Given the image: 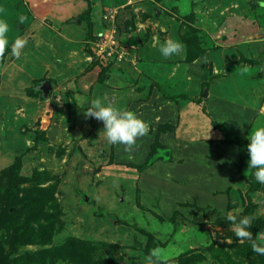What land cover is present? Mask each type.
I'll use <instances>...</instances> for the list:
<instances>
[{
  "label": "rangeland",
  "instance_id": "rangeland-1",
  "mask_svg": "<svg viewBox=\"0 0 264 264\" xmlns=\"http://www.w3.org/2000/svg\"><path fill=\"white\" fill-rule=\"evenodd\" d=\"M0 9L10 43L28 41L21 57L0 56V264H147L157 245L168 264H264L225 218L250 215L264 235V184L247 149L264 126L260 0ZM168 38L181 54H160ZM104 93L149 124L131 151L108 144L75 100Z\"/></svg>",
  "mask_w": 264,
  "mask_h": 264
},
{
  "label": "clouds",
  "instance_id": "clouds-1",
  "mask_svg": "<svg viewBox=\"0 0 264 264\" xmlns=\"http://www.w3.org/2000/svg\"><path fill=\"white\" fill-rule=\"evenodd\" d=\"M260 3L264 5V0H260ZM2 11L3 9H0V12ZM25 19V15L19 16L20 23ZM11 27L9 20L4 15H0V56H4L6 50L10 48V53L7 54L19 58L28 41L25 37L17 35L10 43ZM183 49V41L173 38L164 40L159 46V52L163 57L179 55ZM75 100L80 106L88 105L84 110L85 117H95L103 121L104 139L110 145L122 144L125 151H131L137 144V139L149 133L148 122L136 111L116 103L114 96L110 98L104 93L95 95L88 101H83L79 97ZM248 136L249 169L253 171L255 179L264 184V126L255 127ZM113 183L117 181L114 180ZM221 211L223 212V209ZM225 218L233 222L232 227L238 238L242 241L250 240L253 252L264 255V235L254 236L251 230L252 216H238L229 210ZM169 255L170 253L158 245L152 247L147 255V264H168Z\"/></svg>",
  "mask_w": 264,
  "mask_h": 264
},
{
  "label": "water",
  "instance_id": "water-1",
  "mask_svg": "<svg viewBox=\"0 0 264 264\" xmlns=\"http://www.w3.org/2000/svg\"><path fill=\"white\" fill-rule=\"evenodd\" d=\"M118 36H119V34H118ZM52 88H53V85H52L50 80H46V81L42 82L41 85L38 86V89L43 92V95L45 97L50 93Z\"/></svg>",
  "mask_w": 264,
  "mask_h": 264
},
{
  "label": "trees",
  "instance_id": "trees-1",
  "mask_svg": "<svg viewBox=\"0 0 264 264\" xmlns=\"http://www.w3.org/2000/svg\"><path fill=\"white\" fill-rule=\"evenodd\" d=\"M51 82H52V81H51ZM41 84H42V83H41ZM41 84H40V85H41ZM37 89H38V86H37ZM38 90H39V89H38Z\"/></svg>",
  "mask_w": 264,
  "mask_h": 264
}]
</instances>
